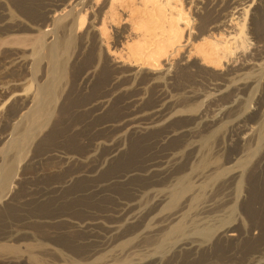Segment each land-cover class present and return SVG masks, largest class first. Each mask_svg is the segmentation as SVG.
<instances>
[{"label": "bare ground", "instance_id": "1", "mask_svg": "<svg viewBox=\"0 0 264 264\" xmlns=\"http://www.w3.org/2000/svg\"><path fill=\"white\" fill-rule=\"evenodd\" d=\"M16 1H20L18 4L25 11L39 14L41 0ZM133 1L105 0L108 10H105L104 18H101L97 26L96 38L104 46L103 50L108 54L114 53L110 48L112 30L116 27L119 32L121 16L126 13L131 18L133 28L122 43L121 51L115 52L117 56L114 55L118 60L123 59L124 63H138L142 67L159 69L165 59L178 55L190 42L194 30L191 15L188 10L183 9L182 0H138L146 5V9L134 11L139 12L134 24L133 16L136 14L132 16L133 10L130 9ZM252 1L225 0L235 11L230 15L227 13L222 17H215L209 24L210 30L231 26L228 23L233 22L236 18L234 16L239 14L241 19L235 34L215 38V42H197L192 44L191 49L202 56L207 64L222 65L224 58L235 53L234 44L237 47L242 40L241 46L245 47V43H248V17L254 30L264 36V0H259L256 5ZM200 3L204 5V1ZM203 15L199 17L202 24L200 29L210 19ZM86 16L87 13L81 8L76 12V31L84 30L87 25ZM58 25H63L61 20ZM71 27L72 25L70 29ZM186 30L188 32L184 39ZM52 34L54 35L53 32ZM257 37H260V42L261 36ZM78 38L71 32L67 36H55L49 40L45 31H42L30 37L0 39V47L4 43L7 45V42L15 44H12L10 53L2 49L0 51V222L3 217L15 215L17 208L24 209L22 206L30 207L31 210L37 208L39 213L53 211L52 214H55L59 211L60 214L62 210L65 215L66 212L71 215L80 214V221L74 222L67 219L70 215L66 218L61 216L60 219H57L58 215H50L53 217L51 219H57L47 220L53 229L67 225L59 231L56 228L53 237L75 251L83 252L89 246L97 248L100 245L99 240L91 239L92 236L104 234L106 239L102 247L96 250L102 252L99 251L90 261L83 262L85 259L80 261L73 256L71 258L69 254L66 256L60 249L50 248L52 246L49 244V247L37 241L14 244L10 240L22 238L24 234L15 226L16 229L7 230L8 232L0 229L4 232H0V254L10 255L3 258L0 256V264H172L174 261L187 264L192 258L194 264H264V58H253L242 63L239 68L231 71L234 73L231 79L226 77L225 84L214 87L213 102L220 103L213 113L205 110L207 104L203 105V102L190 109L187 106V112L193 116L195 126L184 127L172 134L169 132L167 138H162L159 143L153 137L156 126L149 128L150 125H143L145 128L135 125L137 128L134 127L133 135L137 142H121L129 132L117 136L118 139L111 142L103 141L104 139L96 141L95 134L92 133L95 137L93 142L92 136L83 137L78 128H73L74 131L70 130V133L64 132L65 121L73 117L69 107L75 101L70 98L63 104L59 102V99L62 100V83L67 81L65 79L69 75L68 59L71 52L76 51L78 45L75 43ZM22 44L32 45L35 57L32 61L28 58L31 62L20 55L22 52L19 54V50L17 51ZM101 50L102 48L99 59L104 60ZM261 54L263 51L259 56ZM44 58H48L47 67L44 66L45 72L42 69ZM26 73L31 74V77L25 81L23 79ZM93 73L95 74V70ZM93 73L90 72L86 77L93 76ZM22 81H35L36 91L30 93L28 87L17 89L16 86H23ZM61 92L63 95V90ZM195 95L192 92L189 96ZM183 97L184 95L168 99L149 114H159L165 105ZM115 101L111 98L101 100L96 106L109 113L108 108ZM165 119L169 120L167 117ZM87 132L84 131L83 134L89 136ZM148 145L153 146L148 148ZM48 149L51 151L48 156L44 154L45 157L42 152L46 151L47 154ZM39 153V159L41 155L44 156L48 166L50 165L36 177L44 185L38 184L40 187H35L36 190L22 188L26 176L21 177V168L29 169V166H33L37 160L34 158ZM21 194L24 198H21ZM121 199L133 201L126 202L111 212ZM127 211L132 213L124 219ZM101 212L102 215L95 216ZM76 215L73 216L76 218ZM33 222L36 221H32L31 226ZM43 224L36 222L34 226L39 232H44L47 227L44 228ZM44 235H47L46 232ZM81 235L89 240L81 242ZM38 249H45L52 257L60 258L61 262L56 261V258L55 262L60 263L46 261L47 257L42 258L43 254H38Z\"/></svg>", "mask_w": 264, "mask_h": 264}, {"label": "rangeland", "instance_id": "2", "mask_svg": "<svg viewBox=\"0 0 264 264\" xmlns=\"http://www.w3.org/2000/svg\"><path fill=\"white\" fill-rule=\"evenodd\" d=\"M41 1L42 2L40 3L39 8H38V11H40V12H39V14L37 13L38 15L37 14L34 15L33 12L25 11L23 8H21L19 5L20 1L0 0V39L1 40H13V39H16V37L17 38L18 37H30L33 35H37L39 32H42V31L43 32L45 31L46 37H49V40H52L53 38H55V36L56 37H61L62 35L67 36V35H69V33L71 34V32L74 33L76 38L79 37L78 40L76 39V43H75L78 46L75 45L76 48L73 47V49L75 48L76 51L74 50L75 52H73L71 50L75 54L73 55V53L71 52V54H72V55H70L71 60H70V58L68 59V63L70 61L69 65H68V67H70V68H68V74L70 75V77L68 75L65 79L67 81L64 80L65 82L62 83V86L65 88L63 89V87L61 86L62 88L60 90L61 91L63 90V95H62V92L60 91V94H61L60 98L62 100L59 99V102H60V104H63L65 102V100L66 101L70 100V98H72V101L73 100L75 101L72 106L69 105L70 106L69 109H71V111H72L70 115H73V117L71 119L69 118V120L67 119V121H65L64 132L70 133V130H71V132L74 131L73 128L74 129L78 128V130L82 131L80 133H82L83 137L91 138V136H92L93 142H95V137H96V141H102L104 139L103 141L109 142V140H110V142H111L112 140L118 139L117 136L120 137V135H122L123 133L129 132V134H127V137L124 136L122 138L124 140H121V142L125 141L124 144H128L129 141H133V140L136 141L137 138L134 136L135 135L134 131H135V128H137V126L145 128L147 126L149 127V125H150L149 128H153L156 126V128L154 129V130H156V132L153 133V135H154L153 137L157 141L156 143H159L162 138H167L166 136L169 134V132H170V134H172L174 132L181 131L184 127L195 126L196 123L193 120L194 119L193 116L190 115V112H189V114L187 112V110H188L187 106H189V109H190L191 106H194V105L199 104L200 102H203V105L207 104V106L205 105L206 108L204 107L205 110H207V112L210 111L208 113H213V110L215 108L217 109V106L219 107V103H220V102H216V104H215V101L213 102L214 99H213L212 95L216 89L214 87H217V85L225 84L226 83L225 79H227V78H228V80L231 79V77L234 75V73H232V72L236 68H239L240 65H242V63L244 64L249 60L251 61V59H253V58H254L253 60H257V59L262 60V58H264V55H263L264 50H262V48H264V47H262V46H264V44H263L264 43L263 42L264 36L261 35V32L259 34V31L254 30V27L252 26V23L250 22L251 21L250 17L247 18V22H246V29H247L246 30V32H247V35H246L247 39L246 40L249 39L247 41L248 43H245L246 46L242 47L241 46L242 40H241L240 43L237 44L238 49H236L237 48L236 44H234V47L236 50V51L234 50L235 53L230 55L228 58H224L222 61V65H215V64H211V63L207 64V62L202 60V56L200 57V55H198L193 49H191V48H193L192 44L194 45L197 42L209 43V41L211 42V40H212V42H215L220 37H227V36L231 37V33H232V35L235 34V32L237 30L236 26H238V21L240 22V19H241V16L238 17L239 14H236L234 16L236 18L233 20V22L231 21L228 23V24L231 23V26L229 25L227 27H222L220 30H215V29L210 30L211 25H209V24L211 21H213L215 19V17H217V16L222 17L227 13L230 15L235 11L232 6L228 5L227 2H225V0L219 1V2L218 1L212 2L211 0H206V1L205 0H195V2H194V0H182L183 6H184L183 9L184 10L186 9V11L188 10L187 12L191 15V19H192L191 23L193 25L194 30L192 31V34L190 36V42L186 44V46L179 52L178 55H176L173 58L165 59L163 66L160 67L159 69H155V68L151 69L152 67H150V66H148V67L146 66L147 68L142 67L138 63H131V64L130 63H124L123 59L119 58V60H118V58L116 57L117 55L115 54V52L117 53L118 51L119 52L121 51L122 43H124V40H126L127 37L130 35V33H131L130 29L133 28L131 26V22H132L131 18H129L130 16L127 15L126 13L122 14V16H121L123 19L121 18V21H120V25H119V29H118L119 32H117L116 27H114L112 30V38L110 40V45H111L110 48L112 49V51L114 50V53L108 54V52L103 50L104 46L100 43V41L97 40V38H96L97 34L96 33H97V26L100 24L101 18H104L105 10H108L107 4H104L105 0H99L100 2L98 0L97 1L96 0L95 1L94 0H41ZM134 1H136L137 3L136 2L134 3ZM134 1L130 4V9L133 10L132 16L136 14L135 16H133V18H134L133 21L135 24V21H136L135 17L138 16L139 12L135 13L134 11H144V9H146L144 6H146V5H143L142 2L139 3L138 0H134ZM202 1H204V5L202 3H200ZM252 2H253V5H256L259 2V0H253ZM132 4H135V5L132 7ZM200 5H203V6L199 7ZM105 6H107V7H105ZM80 8L83 11H85V13H87V16H86L87 17V22H86L87 25L84 28V30H80V31L77 30L76 31V29L74 28L75 24H76V22H75L76 20L74 18H76V17H74V15L76 14V12H78L80 10ZM261 10H263V8ZM65 12H66V14H65ZM260 13H262V12L260 11ZM203 14L209 16L210 19L207 21L205 27H202V29H200L202 24H201V19L199 17H200V15H203ZM59 20L62 21V23L64 25V26L62 25L63 27L58 25ZM17 25L18 26L20 25L21 27L20 26L17 27ZM71 25H72V27L70 29ZM135 26L136 25H134V27ZM67 27H68V29H67ZM66 29H67V31H66ZM46 30H48L49 33ZM55 31H57V32H55ZM81 31H82V33H81ZM52 32L54 33V35L52 34ZM187 32H188V30H186V32H185V38L184 39H186ZM51 35H53V36H51ZM258 35L261 36V39H262L260 42L258 41V39L260 40V37H257ZM215 38H217V39L215 40ZM77 41H78V43H77ZM4 44L1 45L0 51H2V50L3 51H9L8 53H10V51L12 50V47L15 46V44H13V43L9 44L8 42L6 43L7 45H4ZM12 44H13V46H12ZM22 45H20L21 47L19 49H17V51L19 50L18 51L19 54H20V52H22L20 55L25 56L23 58H26L29 62H31L33 60L32 58L35 57V55L32 54V45L31 44H22ZM3 46H5V48ZM27 47H29V48H27ZM101 48L103 50L102 55H103L104 60L99 59V57H100L99 53H100ZM262 51H263V54H261V56H259L260 52L262 53ZM106 54H107V56H106ZM28 58L31 59V61ZM42 62H43V65L41 64L42 69H43V72H45L46 68H44V66L47 67L46 62H48V58L47 59L44 58ZM94 70H95V74L93 73ZM70 71H71V73H69ZM86 72L93 73V76L90 75V77L89 76L86 77L89 74V73L86 74ZM164 76H165V78H164ZM24 77L25 78L23 80L26 81V78L29 79L31 77V74L26 73V75ZM2 80H6V79H2ZM218 80H219V82H218ZM25 81H22L23 86H22V84H21V86L20 85L16 86L17 89L22 90V89L28 87L27 88L28 91L30 90V93H34L36 91L35 89L37 88L36 82L35 81L30 82L29 81V83H28V81L27 82H25ZM221 82H223V83H221ZM24 84H26V86ZM29 86H31V87H29ZM33 86H34V88H33ZM31 88H32V90H31ZM192 92L196 93V95L194 97L189 96L190 94H192ZM170 93L172 94V96ZM183 95H184V97L179 99L178 101L173 102V103H168L167 105H165L163 111L160 112L159 114H155V115L149 114L155 108L156 109L160 108L161 105L164 103V101H166L168 99H172V98H178V97L183 96ZM113 96H115V97H113ZM164 96H167V97L164 98ZM108 97H110L111 99H114V101L117 100L114 102L112 107L108 108V109H110L109 113H108V110L102 111L101 109H99L96 106L99 101L105 100V99H110ZM207 97H209V98H207ZM208 99H209V101H208ZM206 102H208V103H206ZM211 102H213V103H211ZM217 103H218V105H217ZM95 107L97 110L95 109ZM85 110H87V111H85ZM183 110H185V112ZM104 112H105V114H104ZM81 113H83V114L81 115ZM101 113H102V115H101ZM173 114H175V115H173ZM169 115H170V118H169ZM171 115L174 117V119H173V117L171 118ZM151 116H152V118H151ZM166 117L170 121L166 120L165 119ZM155 121H156V123H155ZM165 121H167V122H165ZM153 122L155 123V125ZM162 122L163 123L165 122V123L162 124ZM86 124H88V126ZM160 124H162L163 126ZM135 125H137V126H135ZM151 126H153V127H151ZM66 129H67V131H66ZM107 129H108V131H107ZM128 129L130 131L131 130L132 131L130 132ZM91 130H92V132H91ZM84 131L85 132L88 131L89 133L88 132L87 133L89 134V136L86 133L83 134ZM93 131H96V132H93ZM90 132H91V134H90ZM92 133L95 134V137ZM93 137H94V139H93ZM155 140H154V142H155ZM156 143H154V145ZM152 146L148 145V148L152 147ZM50 151H51V149L50 150L48 149L47 154H46V151H45V153L42 152V154L43 155L45 154L48 156ZM40 154L41 153L38 154V156H37L38 158L37 157L34 158L35 160L37 159L36 163L33 166H29V169H27L28 167L25 169L23 167L21 168V171H22V172L20 171L22 173V174L20 173L21 177L26 176L25 181H24L25 185H21L22 188L23 187L27 188V189L29 188L28 190H31L33 188L35 189V187H36V189L38 187H40V185H38V184L44 185L43 183L39 182L36 177H37L39 172L42 173L41 171L44 168L46 171V168H49L50 165L48 166L47 160L44 159L46 157L45 155H44L45 157L42 155L40 156L41 157L40 158L41 161H40V159H39ZM41 162L42 163L45 162L46 164L45 163L42 164ZM35 165H38V166L36 167ZM43 166H45V167H43ZM46 166H48V167H46ZM31 168H32V170H31ZM33 168H34V170H33ZM39 168L40 169L42 168V169L40 170ZM45 171H43V172H45ZM27 178H29V179H27ZM36 183H37V185H35ZM19 190H21L20 187H19ZM22 194L25 195V192H22ZM22 194H21V198H24V196H22ZM130 201H133V199H129V200L121 199L119 205L113 207L111 212H114V209H119L124 203L130 202ZM22 207H24V209H20V208L18 209L17 208L15 215L3 217L1 219L3 224L2 225L0 224V225L5 227V228H1V226H0V229L3 230L4 232H8L7 230H11L13 228L16 229L15 226H18L17 229H19V230L21 229L20 231L24 232V234H23L24 239H22L23 235H22V238H16L15 240L9 239L11 243L13 242L14 244H16V243L26 244V242L29 243L31 241L33 243H36V241H37V243L40 242V243H43V245H47L45 247L52 246L50 248H56V249L58 248L57 250L60 249V251H63V253L65 255L69 254V256L71 258L73 256L76 258V260L80 259V261H82L83 259H85V261H83V262H86V260L90 261L91 259H93V257L97 256V253L99 251H101V250H98V251H96V250L99 249L98 247H102L101 245L103 244V241L106 239L104 237V234H102L103 237L102 236H96V235L92 236L91 239L99 240L100 245L97 246V248L92 245V248L94 247V249L90 248L91 246H89L83 252L75 251L71 247L67 246L66 243H64L63 241L57 240L56 238L53 237V235L55 234L57 229H58L57 231H59L60 229L67 227V225H64L63 227L61 226L62 228L54 227V229H55L54 230L53 227L50 225L51 224L50 221H47V220L55 217V215H58L57 219H60L61 216L63 218H66L67 215L68 216L70 215V217L67 218V219H70V221H73V222L74 221H80L79 220L80 214L76 215V214L72 213V215H71V213L66 212V215H65L64 211H62V210H60L61 215L58 214L59 211L56 212L57 214L56 213L52 214L53 211L51 213H44V212L39 213L40 211L37 208H33V210H31L30 207H27V208H26V206H22ZM25 208L30 210V211H26ZM21 210H23V213L21 212ZM24 210H25V213H24ZM34 210H35V212H34ZM32 211L34 212V214ZM61 211L64 213L63 215H62ZM18 212H20V213H18ZM26 212L29 215H27ZM127 212L128 213L124 216V219L128 218L130 216V214L132 213V211H127ZM25 214L27 215V217ZM102 214H103V212H101L95 216L97 217V216L102 215ZM32 215L35 218H33ZM35 215H37L38 217ZM39 215H41V217L42 216L43 217L41 218ZM50 215L51 216L54 215V216L51 217ZM73 215H76L77 217L75 218V216H73ZM95 216H93V217H95ZM23 217H26V218H23ZM45 218H47V219H45ZM81 218H82V216H81ZM3 219H4V221H3ZM23 219L24 220L26 219L27 221H24ZM57 219H51V221L57 220ZM86 219L91 220L89 218H86ZM31 220L36 221L40 224H43L46 222L45 224H43V225H45L44 228L47 227V229L50 228L51 230L44 229L45 230V231L43 230L44 232H42V231L39 232L37 227L34 226L36 224V222H33L32 226H31V222H32ZM2 222H0V223H2ZM48 224H49V226H48ZM22 229L25 230L26 233ZM1 230H0V232H3ZM48 231H49V234H48ZM45 232L47 235H44ZM48 235L50 238L48 237ZM0 236H1V233H0ZM19 237H21V235ZM84 237H85V235H84ZM84 237H83V235L79 236V240L81 242H87L89 239L86 240V238L84 239ZM20 239H22V240H20ZM9 240H3V241L9 242ZM16 240H18V241H16ZM24 240H25V242H24ZM48 244H49V246H48ZM88 249H89V251H88ZM92 250L93 251L95 250L94 253L95 252L96 253L94 254ZM41 251H40V249H38V254H40V255L43 254L44 257L42 255V258H44V259L47 257L46 261L50 262V260H52V262H50V263L55 262V260L60 261V258H58L56 256L52 257L51 253H48V251H46L45 249L44 250L41 249ZM0 256L3 258V257H9L10 255H6V254L1 255L0 254ZM70 257H69V259H70ZM75 258H73V259H75ZM193 259L194 258H192L190 261L191 264H194V262L192 261ZM194 261L196 263V259ZM60 262H55V263H60ZM190 263L188 262L187 264H190ZM172 264H180V263H178V262L175 263V261H174Z\"/></svg>", "mask_w": 264, "mask_h": 264}]
</instances>
